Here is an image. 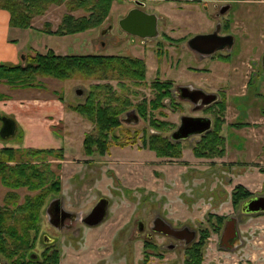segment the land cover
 Returning <instances> with one entry per match:
<instances>
[{
	"label": "rangeland",
	"instance_id": "1",
	"mask_svg": "<svg viewBox=\"0 0 264 264\" xmlns=\"http://www.w3.org/2000/svg\"><path fill=\"white\" fill-rule=\"evenodd\" d=\"M244 2V5L239 6L242 10L238 15H244V9L249 8L258 18L264 17V0ZM53 6L57 9L51 10L53 15L49 19H58L67 13L64 4ZM134 7L131 0L115 2L103 24L89 30L94 32L86 36L87 41L84 43L71 36L50 38L35 33L32 38L30 33L32 41L28 46L36 51L32 49L26 54H43L46 52L44 49L48 48L57 50L58 55L65 53L138 58L146 65L145 80L141 84L135 85L131 80H122L121 88L115 79L97 81L74 77L60 81L38 77L36 82L42 85L40 89L7 86L9 91L16 94L17 90L19 95H24L26 101L37 96L39 100L50 98V101L57 103L58 109H64L69 115L61 126L51 130L53 133L50 139L27 146L26 133L20 126L18 135L22 132L21 137L17 135L5 141L0 140V143L20 150L63 149V160H48L61 180L60 194L51 197H61L65 208L79 218L85 217L98 199L106 198L109 201L107 219L98 227L87 228L78 220L73 229L62 232L48 227L43 214L47 201L41 210L33 251L39 259L45 246L41 239L45 235L57 239L55 248L60 252L59 264H140L143 259L142 242L133 235L136 221L141 220L147 225L155 214H159L168 221L187 225L195 231L208 227L211 230L210 223L207 222L209 215L230 217L234 215L233 211L237 212L230 200L234 187L245 184L243 187L253 195H258L264 187V71L260 66L257 77H253L255 66L251 68L246 65L264 53V36H254L250 40L242 36V29L236 33L231 31L235 40L233 52L229 56L231 65H221L210 60L198 61L188 49L187 41L195 35L216 29V25L209 19L214 14L212 7L206 11V7L198 4L194 13L184 9V12H175L177 17L159 19V9L145 6L143 10L146 13L158 18L159 32V37L145 41L126 35L119 28L120 19ZM206 18L212 24L208 25ZM103 31H108L107 35H101ZM165 34L173 40H168L163 36ZM101 43H105L106 48H102ZM238 51L246 60L243 66H239L241 75H235L236 70L234 74L231 70L235 62L233 55ZM189 67H205L211 69L212 73L193 74L188 70ZM157 80L172 82V93L176 87L187 83L220 94L219 102L224 101L226 106L222 126L224 156L196 159L191 149L199 139L197 136L180 142L183 151L179 159L157 158L152 151L142 147L140 139L134 145H110L104 156H86L82 143L85 135L93 130V125L70 108L84 102L91 85L109 83L118 95L131 102L126 111L128 113L134 111L133 106L142 100L153 98L151 85ZM172 101V107L167 100L164 102L165 108L153 113L156 119L172 125L164 134L167 137L176 130L182 116L214 119L212 111H193L192 106L177 95L172 94ZM30 104L31 102L25 103ZM146 122L141 117L136 125L123 122L111 136L121 137L122 134L137 131L140 137L145 131L150 132ZM239 124L247 126L236 128L235 125ZM57 164L61 166L59 171L56 169ZM8 192L18 196V204H22L26 196L32 197L36 193L25 188L9 189L0 184V206ZM240 220L238 230L242 245L233 252L220 251L219 235L212 233L203 251L202 264H264V216H245ZM31 236H34L33 232ZM163 253L162 257L168 258V261L151 258L149 264H176V259L177 264H182L180 251ZM4 260L3 258L2 261ZM4 262L9 264L7 260Z\"/></svg>",
	"mask_w": 264,
	"mask_h": 264
},
{
	"label": "trees",
	"instance_id": "2",
	"mask_svg": "<svg viewBox=\"0 0 264 264\" xmlns=\"http://www.w3.org/2000/svg\"><path fill=\"white\" fill-rule=\"evenodd\" d=\"M123 0H0V10L10 14V27L21 30L31 29V20L45 14L51 5H65L67 13L61 18L55 32L45 24L40 32L58 37L74 36L100 27L108 17L115 2ZM144 1V0H133ZM83 11L84 16L75 18L70 13ZM229 32V24H225ZM166 37V36H164ZM169 39L168 37H166ZM215 60L227 63L229 57L218 56ZM146 65L138 58L112 55H58L51 50L40 54L33 52L25 56L23 65L0 64V82L11 88L32 89L42 86L37 78H53L66 81L74 77L94 79L97 81L117 80L118 87L123 88L122 80H131L135 85L145 80ZM153 98L142 100L137 104L135 113L147 121L149 133L139 137L137 131L122 136H111L114 130L123 123V114L129 110L131 102L118 95L109 84L91 85L83 103L70 110L93 125V130L83 139V153L90 157L95 154L104 156L110 145L136 144L138 139L142 147L152 151L157 158L179 159L182 156L180 142H174L164 134L172 125L153 116L156 111L165 108L169 100L172 107V88L170 81L159 80L152 83ZM5 98L0 95V99ZM225 102H218L209 108L214 114L212 129L201 135L191 151L197 159L222 158L225 152V139L222 136ZM207 112V111H206ZM152 116L154 118H152ZM242 129L247 124L235 125ZM63 160V149L35 150L4 148L0 150V184L9 189L25 188L36 192L32 197L26 196L18 204V196L8 192L0 206V257L9 264H59L60 252L49 248L40 259L34 251L35 240L39 231L41 210L49 197L60 194L61 180L52 169L49 159ZM60 165L56 169L60 170ZM129 193V192H128ZM253 197V194L242 185L234 187L230 194L232 206L236 209L240 203ZM226 217L209 215L207 222H217L214 228L200 229L197 241L186 249L183 264H202L203 251L212 233L222 231ZM211 226V225H210ZM213 227V226H212ZM34 236H31V233ZM145 249V248H144ZM148 255L143 250V262ZM4 260V261H5Z\"/></svg>",
	"mask_w": 264,
	"mask_h": 264
},
{
	"label": "crops",
	"instance_id": "3",
	"mask_svg": "<svg viewBox=\"0 0 264 264\" xmlns=\"http://www.w3.org/2000/svg\"><path fill=\"white\" fill-rule=\"evenodd\" d=\"M142 2L145 4V6L149 5L156 10L159 9V19H169L171 17H177L175 12H184V9L192 10L188 12L194 13L195 9H198V4H202L204 7H206V11H208L210 7L215 10L214 5L228 3L231 5V8L225 16V19H228L231 22L230 32L233 31L234 33H236L239 29H242L244 31L242 36L246 39L249 38L250 40L253 39L254 36H258L260 38L264 36V17L258 18L256 13L252 12L249 8L247 10L244 9V15L237 14L240 10H242V8L239 6L246 3L244 2V0H145ZM54 9L57 8L52 5L48 8L45 14L34 17L31 20V29L26 30L11 28L9 24L10 14L6 10H0V64L23 65L25 56L27 55L26 53L34 49L28 46V44L32 41L29 35L30 33L32 38L35 33L43 34L44 36H48L50 38L58 37L53 34H45L40 32V30L44 28L45 24L49 25L51 32L56 31L64 14H62L58 19H56L55 17L49 19L50 16L53 15L51 14V10L53 11ZM70 14L75 18L85 15V13L80 10L74 11ZM209 19L211 18L209 17ZM209 19H205L208 25L212 24ZM92 32L94 31L79 33L71 37L77 38V40H80L82 43H84L87 41L86 36L89 33L92 34ZM107 33L108 31H103L101 35H107ZM231 34L234 36L233 33ZM65 37L70 36H63V38ZM168 38V40H173L170 37ZM101 46L102 48H106L105 43H101ZM47 49L48 48H45L44 51H47ZM34 50L36 51V49ZM48 50L59 54L57 50ZM60 55H65V53H60ZM243 59L244 58L240 56L238 51L234 58V66H232V69L236 70L235 75H241L239 66H243V64H245L246 62L245 59L243 62ZM219 64L223 65L225 63L219 62ZM7 88L8 87L6 84L0 83V95L5 97L3 99H0V117L9 118L14 122L15 130L13 135L9 138L16 137L18 135L20 126L23 127L26 133L25 142L27 146L34 145L35 143L40 142V140L43 139L52 138L51 133L53 132L51 130L55 129L58 126H61L64 123H62V121L66 118V116L68 117L69 115L64 111V109H58L57 103L55 101H50V98H47V100H39V97L37 96L26 101L24 99V95H19V93H17V90L15 94L13 93V91H9ZM9 93H11L12 96ZM27 102H31V104L25 105V103ZM39 102L42 103L39 104ZM1 127L2 122L0 121V130ZM21 135L22 132L18 135V137H21ZM44 136L47 138H44ZM6 139H2L0 136L1 141H5ZM6 146L7 145H5V143H0V150L8 148ZM243 186H245V184H243Z\"/></svg>",
	"mask_w": 264,
	"mask_h": 264
},
{
	"label": "flooded vegetation",
	"instance_id": "4",
	"mask_svg": "<svg viewBox=\"0 0 264 264\" xmlns=\"http://www.w3.org/2000/svg\"><path fill=\"white\" fill-rule=\"evenodd\" d=\"M225 6H229V9L226 11V13L221 14V11L225 8ZM230 8H231V5L228 3H223L220 5H214V9H215L214 14L210 17L214 21V25H216L215 28H217V26L218 27L220 26L219 35H221V36L232 35L230 32L231 22L228 19H225V16L229 12ZM225 24H229V32L225 31V26H226ZM215 30L216 29L212 30L209 33H204V34H211ZM126 35H128V34H126ZM129 36H131V35H129ZM132 37H135V36H132ZM136 38H138V37H136ZM138 39L142 40V41L146 40V39H140V38H138ZM234 44H235V40H234ZM187 47H188V45H187ZM233 48H234V45H233L231 51H227L226 48H224L223 51L217 52L215 55L207 58V57L202 56L201 54H198V53L192 51L188 47V49L195 55V57L197 58L198 61H204V60L217 61V60H215V58L218 56L229 57L233 52ZM263 54L261 56L257 57L255 59V61L252 60V62L250 61L249 64H248V62L246 63V65H249L251 68H253V66H255L256 70L254 71V74H252L253 77H257V75L259 73L258 68L260 66L262 69L261 58H262ZM235 56L233 55L234 58H235ZM247 61H249V60H247ZM217 62H220V61H217ZM222 63H224V62H222ZM254 63H255V65H253ZM225 64H228V66L232 64L231 57H229L228 62ZM232 68L233 67H231V70L233 71V74H234L235 69H232ZM188 70L190 72H192L193 74H200V73L211 74L212 73L211 69H208L205 67H202V68L189 67ZM250 78H251V76L249 77V79ZM197 90L202 91L205 94L216 95V101H214L210 104H206V101H207L206 97L197 99V97H199V96L192 94V93L197 92ZM174 91L175 92L172 93L173 96L177 95L183 102L190 104L192 106L193 111L210 112L209 108L215 106L219 102V98H220L219 93L209 92V91L204 90L201 87H197V86L187 84V83L183 86L176 87ZM189 94H191V96H193V97L192 98L189 97L188 96ZM124 119H126L125 116H124ZM211 120H212V127H213V118L212 117H211ZM169 138H170V135H169ZM193 138H195V137H193ZM180 142H182V141H180ZM256 196L257 197L258 196H264V188H262V190L260 191V193L258 195H253V197H256ZM244 202L240 203L238 208L234 209L237 212L235 213L233 211L234 215L230 216V217H234L237 220L238 225H239V223L241 221L240 219L242 217H245V216L261 217V216H264V213H258V214H246V213H244L242 211V205ZM43 214L46 218L48 227H50L51 229H53L56 232H62V231H66V230L70 231L71 229H73L74 223L77 222L78 220L84 225L83 219L88 215L87 214L85 217L79 218L75 214V216L72 217L74 215V213H72L71 211H69L68 209L65 208L64 201L62 200L61 197H56V196L51 197L50 200H48V202L45 206V211L43 212ZM63 216L65 218L63 221H61V217H63ZM218 216H223V215H218ZM230 217H226L224 223ZM170 222L171 221L166 220L165 218H163L159 214H155L147 225H145L141 220L136 221V228H135L133 235L135 237H137V239H140V241L142 242V252L144 250L145 254L148 255L147 260L145 259V261H146L145 264H149L151 258H155V259H158L161 261H168V258L162 257L164 255L163 251H170V252L180 251L181 263L182 264L184 263V256H185L186 249L190 248L191 245H193L197 241L200 232H199V230L195 231L194 229H191L187 225H178V224H175L174 222H171V223ZM53 224L56 225L57 227H55ZM215 224H217V222L215 220H213V222L210 223L211 228H214ZM168 226L172 229V230L171 229L170 230L176 234L175 236L164 234L162 232V231L168 229ZM85 227H87V226H85ZM221 232L215 233V235H219V240H220ZM43 236L44 237L41 240H42V242H44L45 246H44V249H42L41 255L44 254L49 248L56 247V242H57L56 238L45 237V235H43ZM165 241H166V243H165ZM218 245H219V241H218ZM220 251H221V249H220ZM142 256H143V254H142ZM143 259L141 260L140 264H142ZM175 263L177 264V259H176Z\"/></svg>",
	"mask_w": 264,
	"mask_h": 264
},
{
	"label": "water",
	"instance_id": "5",
	"mask_svg": "<svg viewBox=\"0 0 264 264\" xmlns=\"http://www.w3.org/2000/svg\"><path fill=\"white\" fill-rule=\"evenodd\" d=\"M134 8L130 9L127 14L120 19L119 28L124 33L138 37L140 39H155L159 37L158 32V18L154 14L146 13L143 8L145 4L140 1H134ZM229 6L221 11V14L226 13ZM220 26L211 34L196 35L187 41L188 47L204 57H211L217 52H221L226 48L227 51H231L234 45V37L232 35H219ZM262 69L264 70V54L261 58ZM80 92L78 91V94ZM198 95L197 99L206 97V104H210L216 101V95L205 94L202 91L192 93ZM189 97L191 94L188 95ZM123 122L126 124L136 125L139 121V117L134 111H130L125 114ZM2 127L0 130V136L2 139L9 138L13 135L15 126L14 122L6 117H0ZM212 129V120L207 117H192L182 116L180 118L179 126L170 134V140L174 142L185 141L191 137L201 136ZM109 208V201L106 198H100L95 206L90 210L88 215L83 219V223L88 228L98 227L104 223L107 219ZM242 211L246 214H258L264 213V196H256L245 201L242 205ZM75 214L72 216L74 217ZM64 216L61 217V221L64 220ZM54 225V224H53ZM57 227L56 225H54ZM171 228L162 231L164 234L175 236ZM174 231V230H173ZM193 234V233H192ZM194 238V237H193ZM241 238L238 231V223L234 217H230L224 223L219 240V249L225 252H233L241 246ZM0 264H7L2 261L0 257Z\"/></svg>",
	"mask_w": 264,
	"mask_h": 264
}]
</instances>
